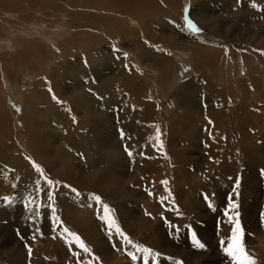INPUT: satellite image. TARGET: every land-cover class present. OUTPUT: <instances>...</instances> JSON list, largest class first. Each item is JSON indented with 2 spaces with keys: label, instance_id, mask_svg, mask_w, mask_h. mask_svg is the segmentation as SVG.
<instances>
[{
  "label": "rangeland",
  "instance_id": "obj_1",
  "mask_svg": "<svg viewBox=\"0 0 264 264\" xmlns=\"http://www.w3.org/2000/svg\"><path fill=\"white\" fill-rule=\"evenodd\" d=\"M150 2L155 4H152L154 9L162 6L168 9L162 11L161 15L149 12L141 18L113 12V16L117 15L120 24H116V27L112 24L109 30L104 31L92 30L91 27H95L94 23L100 22L91 17L88 22L92 21L93 24L91 23L88 29L94 34V38H103L105 41L102 40V50L96 48L93 56H88L86 53L83 54L84 46L74 47L81 41L78 30L82 27L83 33L87 31L85 25H74L77 18L83 19L81 15L74 16V13L87 3L88 6L97 7H88V12L99 17L100 15L106 17L109 21V15L112 14L109 11V0H0V57L4 55L16 57L8 70L4 68L0 60V111L8 115V124L11 125L10 133L12 132L13 136H10V141L8 135H5V146L0 151L2 159L12 158L14 153L20 156L19 159H23L22 154L28 151L26 145L35 138V133L31 139L26 135L24 121H21L24 102L19 97L15 98L18 90L21 96L25 97L31 88L41 81L40 83L46 86V92L51 86L53 94H59L53 84L61 76L62 68L69 67L68 62L72 59L83 56L95 65L89 64L92 65L89 82L85 81L81 84L79 82L77 88L68 82L67 85L65 84L67 88L63 91V96L67 101V108L70 109V116L73 115L79 120L90 116L72 100V95L79 94L80 89L86 88L88 92L84 100H98L92 89L101 84L100 71L103 72L104 85H107L112 78L119 82L118 87L109 90L112 98L110 99L111 95L101 98L98 100L100 104L116 101V92L120 90L122 82L126 83V80L130 82L138 97L153 107V117H150L151 122L148 124L151 128L148 133L155 130L153 118L159 123H161L160 119L164 120L161 123L162 128L158 127L162 141L159 151L164 158L160 155L157 161L162 164L163 181L167 183H161L160 187L154 190L150 183L135 185L132 182L130 165L122 168L114 165L111 168L106 162L93 161L94 153H89L88 158L82 156L71 160L61 148L59 138L57 140L56 137V144L52 149L54 155L52 154L51 159H55L57 155L61 157L63 154L60 161L56 159L58 161L56 168L60 169L61 166L70 168L74 163L80 164L84 175L93 177L94 185L101 190L113 189L116 181H122L124 191L121 194L124 196L121 198L124 202L136 201L138 206L135 208L138 211L136 212L134 208L135 213L130 211L126 216L120 217L116 208V194L114 201H110L107 198L109 194L106 196L92 190L81 191V196L89 198V193L100 195L102 202L99 206L95 201H91L94 204L91 210H84L81 205L79 209L70 206L68 196L63 197L64 194H60L62 184L69 182L60 179L55 174L56 170L47 167L45 161L50 159L49 152H47V158L40 152L42 161L35 159L34 168L31 167L36 174V180L44 183L50 191H54L55 198L49 200L50 208L49 205L43 207L40 204L33 211L27 210L29 202L24 203L21 209L19 207L13 213L17 223L5 212L0 214V243L9 241L13 251L9 253L0 248V264L8 263L6 258L9 256L10 259L15 258L20 263L23 261V264H32L29 260L31 256L29 248L34 255L36 240L38 244H45L42 247L44 254L41 258L54 248V257L49 255L47 258H42L40 264H47V262L48 264H144L146 256L148 264H234L224 252L231 238L232 225L228 216L234 215V211L229 210L230 201L238 205L235 211L239 212L243 227L242 242L246 248L245 251L250 254L247 264H264V218L261 217L264 212V173H262L264 170V125L256 122L258 117H255H260L259 114L251 115L249 111L252 109L256 111L259 105L264 106V0H260L261 3L259 0H220L216 3H211L210 0H177L172 4L164 0ZM189 19L200 29L199 32H191L194 26ZM82 22L86 21L82 20ZM158 26L162 28V35L158 32ZM6 30L14 34L15 40H11L12 44L11 41L9 44L7 36L9 34H6ZM23 32L36 33L50 38V41L34 39ZM89 38H86L85 42H88ZM23 45L38 48L37 51L43 56L46 64L41 61L38 65L37 59L30 58L24 51L20 52ZM104 49H107L106 54L103 53L106 51ZM114 49L116 51L113 53ZM115 53L116 68L117 64L119 65L117 72L111 67L106 70L99 69L96 62L104 57L106 63L108 56H114ZM145 53L160 54L162 64L149 62L147 58L143 60ZM95 54L101 55L95 58ZM52 57H55L56 61L65 58L62 63L65 65L58 70L60 72L54 68H52L53 71L50 70L57 63H54L55 60L50 64L47 63ZM55 70L58 73L55 74ZM82 71L83 69L78 67L77 73L80 72L84 76ZM65 75L70 77L67 72ZM195 76L208 89H211L209 93L202 89L203 85L193 83L185 89L180 88ZM43 77L47 79L44 80ZM47 86H49L48 89ZM178 90H181L178 98L173 97L175 92H179ZM36 97L38 96H29L28 99ZM48 97L51 98V96ZM44 100L46 103H41L35 108L49 106L51 111V107L55 108L53 105L57 106L56 101L47 102V97ZM178 104L181 105L185 116H189L188 122H180L178 116L180 110L175 109ZM73 108L75 110H72ZM50 111L46 115H52ZM106 111L99 121L103 124L110 122L115 134L109 145L99 152L102 161L105 156L116 158V149H121L123 153L127 152L126 149L133 141V147H138L135 142L141 137L138 133L125 132L127 120L117 119L116 115H113L116 110L109 111L106 107ZM92 117L96 118L97 115ZM171 119L172 134L166 129V123ZM221 124L223 130H217ZM75 129L82 133L79 126H75ZM33 131L35 132V129ZM121 131L125 134L123 138L120 135ZM58 132L54 130L53 134L57 135ZM87 133L86 128L85 140L89 142L93 137L92 133ZM217 134L220 136L217 137ZM116 137L120 141L117 146ZM34 142L37 144L36 139ZM14 146H17L16 151L12 150ZM175 155L181 159L186 157L187 162H181L179 158H175ZM33 158L29 155L30 160ZM179 168L186 170H184L183 180L180 179L178 182L175 172ZM36 169L38 171L41 169L44 175ZM116 169L122 171V174L116 173ZM48 179L54 182L53 185L47 184ZM57 181L59 184L56 183ZM177 185L179 187L182 185V188H179L177 199L170 202L169 195L172 194L175 197ZM202 193H207L211 198L213 205L211 208ZM36 194L35 190L31 193L28 189L27 198L36 197ZM130 194L133 195L132 198L129 197ZM103 203L109 205V214L105 212V219H110L111 216L121 231L133 242L132 245L126 244L114 230L112 235L115 241L109 240L106 222L99 219L103 215ZM250 205H253L254 213L249 212L248 215ZM97 209L99 211H96ZM53 210L57 219L52 218ZM38 212L40 216H35ZM63 218L70 219V223L65 221L64 227L68 229V232L60 231L59 238L62 241L54 242L50 247L47 243L51 240L50 235L57 231V223L63 221ZM39 219L42 225L36 227L34 236L27 237L21 229L23 224H26V221L35 222ZM15 224H21L20 229L17 228L20 232L15 228ZM188 225H191V231L195 232L197 239L204 245L203 248H196L193 245L191 232L186 227ZM72 233L81 238L80 240L90 249V253H83L78 245L79 239ZM137 248H148L151 251L137 253ZM128 252L135 255L137 259L132 260Z\"/></svg>",
  "mask_w": 264,
  "mask_h": 264
},
{
  "label": "bare ground",
  "instance_id": "obj_2",
  "mask_svg": "<svg viewBox=\"0 0 264 264\" xmlns=\"http://www.w3.org/2000/svg\"><path fill=\"white\" fill-rule=\"evenodd\" d=\"M150 1H152V0H109V2H110V8H109L110 14L112 12V14L109 15V18H108L109 21H107L106 17H102L101 15L99 17L98 15H94V14L88 12L87 10L89 8H97V7L88 6L87 3H85L86 5L79 8V11L75 12L74 16L75 15H81L83 17L82 20H85L86 22H82L81 19L77 18L76 19L77 22H74V25H76V26L85 25L87 31H86V33H83L82 27L80 30H78V33L81 35V41L77 42L74 45V47L76 48V47H79L80 45L84 46L85 48L83 49V54L86 53V55H88V56H90V55L93 56V54L96 52V48L100 50L103 47L102 40H104V39L103 38H96V37L94 38L93 37L94 34H92V32L88 29L90 27V24L91 23L93 24L92 21L88 22V20L91 17L96 19V20H99L98 22H100L98 24L94 23L95 27H91L92 30L104 31L105 29L109 30L111 28L112 24H114L115 27H116V24H120L117 15L113 16V12L121 13V14H128L130 16L134 15L135 17L141 18V17L146 16L149 12H151V14L158 13L161 15L162 11H165L168 9L167 7H163V6L161 8L156 7L157 9L156 8L154 9L153 5H155V4L150 2ZM156 1L158 2L159 0H156ZM164 1H166L169 4H172L173 2L175 3L177 0H164ZM210 1H211V3L212 2L216 3L220 0H210ZM259 2H260V0H259ZM80 6H78V7H80ZM94 19H92V20H94ZM80 20H81V22H80ZM96 20H94V21L96 22ZM261 20H263V19H261ZM202 21H203V19H202ZM85 23L88 24V26ZM69 24H71V23H69ZM157 29H158L159 34L162 35V30H161L162 28L159 27ZM20 32L22 33V31H20ZM23 33L26 34L28 37H31L34 39L38 38L39 40L44 41V42L50 41V38L42 37L40 35H37L36 33H28V32H23ZM110 33L112 34V32H110ZM118 33L121 35L120 31ZM6 34H9V35H7L8 40H9V44H10L11 40H15V38H13L14 34L12 32L6 30ZM86 38H89L88 42H85ZM12 43L13 42L11 41V44ZM24 46L25 45H23V48H21L20 52L24 51L26 54H28V56L30 58L33 57L34 59H37L36 61H37L38 65H40L41 61L43 63L45 62L44 61L45 59L43 58V56L40 55L39 51H37L38 48H35L34 46L31 47L29 45L25 46V47ZM33 47L35 48V51H34ZM104 50H106V51H104L103 53L106 54L107 49H104ZM28 51H31V52H28ZM114 52L115 51L113 50V53ZM113 53H111V54H113ZM100 55L101 54H98V56H97L95 54L94 57L98 58ZM161 57L162 56L160 54H148L147 55V53H145L143 55V60H145L147 58V60L149 62H153L157 65H161L162 64V58ZM15 58L16 57L13 58V57H9L8 55L7 56L4 55V56L0 57V60L4 64V68H6V70H8L9 66L15 62L14 61ZM55 59H56L55 57H52L50 60H48L47 63L50 64ZM115 59H116V53L114 54V56H108V62L105 63V60L103 57V59H100V61L96 62V65L99 67V69L102 68V69L106 70V68L111 67L113 70H115V72H117V70H118L117 68L119 65L117 64V68H116ZM36 61H35V63H36ZM64 61H65V58H61L59 61L55 60L54 63L55 62H57V63H56V65L51 67L50 70L53 71L52 68H54L58 71L61 67H63V65H65V64H62V63H64ZM91 63L95 65L94 62L87 61L82 56V58H80V57H78L77 59L74 58V59H72V61L68 62L69 67L62 68V72L58 71V72H60L61 76L53 84L55 90L58 89V93H59V94L55 95L58 98L56 101L57 106L53 105V107H55V108L51 107V111H50L49 106H45L44 108H39V107L35 108V106H38L41 103H46V101L44 100L45 97H47V102L54 101L52 99V94H53L52 87L50 86V88L52 89V92H49V91L46 92L47 91V90L45 91L46 86H43L40 83L41 81L36 83L33 86V88H31V91L26 94L25 97L21 96L20 90H18V94L15 95V98L19 97L24 102L23 115L21 117V121L22 122L24 121V126L26 127V132H27V134L25 132H24V134L28 135L31 139L33 134L35 133V138L33 139V141L31 143H29L28 145H26V148L28 149V151L25 152V150H24L25 153L22 154V158L25 160L19 159L20 156L17 155L16 153H14V155H13L14 157H12V158L2 159V154L0 153V214H3L2 212H5V214H8L9 216H11V218L14 220L15 223H17V221L13 217V213H15L19 207L21 209L22 208L21 206H23V204L26 202H29L27 205V210H29V211H33L40 204H42L41 206H43V207L49 205V208H50V203H49V199H48V195H47L50 190L48 189V187H46V185L44 183H42L39 180H36L37 179L36 174L33 172L32 167H31L35 164V162H34L35 159H37L38 161H42V158H40L41 156H39L40 152L42 154H44V156L46 158L48 155L47 152H49L50 159L48 161L46 160L45 164L47 165V167H50L51 170H56L55 174H57V176L60 179L65 180V182L66 181L69 182V183L62 184L60 194L63 193L64 194L63 197L68 196L67 199L71 202L70 206L75 207L76 209L77 208L79 209L80 205H81V206H83L82 209L91 210V207H89V204H91L92 206H94V204L91 203L92 200H89V198H87V197L85 198L81 195L76 196L75 193H72L69 188L63 187V185H65V184L76 188L80 193H81V191H84V190H92V191L97 192V193H103V195L109 194V196H107V195L106 196H107L108 200H110V201H114V195L116 194V208L118 209V215H120V217L126 216V214H128L130 211H134V208L136 206H138V203L136 201L131 200V201L127 202L128 201L127 200L126 202H124V200L121 198L124 196L123 194H121V192L124 191V184L120 180L116 181L115 188L107 189V190L106 189L101 190V189H97L96 186L94 185L93 177L90 178V177L84 175L82 165H80V164L74 163L73 166L70 168H65L62 166L60 169L56 168V166L58 165V163H57L58 161L56 159H59V161H60L63 158V154H61V157L57 155L58 157L56 156L55 159H51L52 154L54 155V153H53L54 151L52 149L54 148V146L56 144V140H55L56 137H57V140L59 138L61 148L64 149V151L68 154V156L70 157L71 160H73V158H75V157L81 158L82 156L85 158H88V157H90L89 153H94L93 157H92L93 161L95 160L96 162H99V163L106 162L109 166H111V168L114 165H116V167H121V168L123 166L130 165L132 167L131 168L132 169L131 174L133 175L132 182L135 185H140V184L145 185L146 183H150L151 188L154 190V188L156 189V188L160 187V185L163 181L164 177H163L162 171H161V165L162 164H159L158 163L159 161H157V160H159L160 155L162 158H164V157H163L162 153H160L159 150H157L156 148L153 147V145L156 143V140H155L156 130L158 127H161V123L164 122V120L160 119L161 123H159L158 121H156V119L153 118V120L155 121V125H154L155 130L153 132L148 133L150 131V128H151L148 126V124L151 122L150 117L152 116L153 107H152V105H148V103L143 102L138 97V94L134 91L133 87L130 85V82H127V80H126V83H124V81L122 82V86H121V88H119L120 90L116 92V101L112 100L110 103L108 102V104H100L98 102L99 99L101 100V98L109 97V95H111L110 99L112 98V94L109 90L115 89L116 87H118L117 84H119L118 81H116L112 78V80L109 81V83L107 85H104V83H103L104 79L102 78L103 72L101 73V71H100L99 72L100 73V79L102 81L101 80H99V81L101 82L102 85L99 83L100 84L99 86H95L96 88L94 87V89H92L95 92V97L99 98L98 100H95V99L92 100L91 98H90L91 100H89V99L84 100L85 94L88 92V90H86V88H84L83 90L80 89V93L75 94L76 96L72 95V100L77 102L79 104V106L84 111H86V114H88L90 116H87V117L82 118L80 120L75 119L73 115L70 116V112H69L70 109H68L66 106L67 101L65 99V96H63L64 95L63 91H66L67 82L70 83L73 87L76 86L75 88L78 87L77 85L79 82H80V84L85 83V81L89 82V80L91 79L90 71L92 70V67H91L92 65L90 66L89 64H91ZM32 64L34 65V63H32ZM44 64H46V63H44ZM78 67H81L83 69L82 73H84L83 74L84 76H82L80 72L77 73ZM36 68H38L37 65H36ZM17 69H18V67H17ZM56 70H55V74L58 73ZM110 70H108V71H110ZM15 71H17V70H15ZM66 72L68 74H70L69 78L65 75ZM158 72H159V70H158ZM43 78H44V80L47 79V77H43ZM42 81H43V79H42ZM191 83L198 84L200 86L203 85L202 89L205 90V92L209 93L211 90L210 88H209L210 89L209 90L208 87L204 83L199 81L196 76H195V78L191 77L189 79V81L186 82L184 86H180V88L185 89ZM84 86H85V84H84ZM48 87L49 86H47V89H48ZM198 90H200V89H198ZM180 92H181V90L179 92H175L173 94V97L178 98V96L180 95L179 94ZM29 96H38V97L29 100L28 99ZM48 96H51V98ZM69 97H71V96H69ZM218 103H220V102H218ZM214 104H215V101H214ZM106 107H108L109 111H115L116 110L113 113V115H116L117 119L127 120V124L124 128L125 132L134 133V134L138 133V135L141 136V137L137 138V140L135 142L136 146H138V147H133L134 146V141H133L129 144V146L127 148V150L131 151L133 154L131 157H129L127 155V152L123 153L121 151V149L120 150L116 149V158H114L113 156H105L104 161H102L100 159V153L99 152L103 148H105L109 145L112 137L115 134V133H113L114 132L113 131V125L109 124L110 122L103 124L101 121H99L102 118V115L105 114V112H107ZM176 108H178L180 110L179 111L180 115H178L180 118V122L181 123H182V121L188 122L189 116H187V117L185 116V112L181 109V105L178 104V106L175 107V109ZM72 110H75V109L73 108ZM189 110H190V108H189ZM49 111L52 115H49V114L46 115V113H49ZM249 111L251 112V115H256V113L259 114L261 118L259 116H256L255 118L258 117L256 122L264 125V114H263L264 113V106L263 105H259V107L256 109V111L253 109L249 110ZM4 114L5 113L0 111V151H2L3 150L2 148L5 146V142H6L5 135H8V138H10V141H11V137H13L12 132L10 133V131H11L10 126L11 125L8 124V122H9V118L7 117L8 115L6 116V114L5 115ZM190 114H191V112H190ZM192 114H194V113H192ZM94 115H97V117L96 118L92 117ZM97 121H99V122H97ZM171 123H172V119L166 123V129H167V132L172 134L173 132L170 128ZM84 124H87V125H84ZM75 126L76 127L79 126L81 128L82 133H79L78 130L75 129ZM174 126H175V124H174ZM222 126H223L222 124L219 125L217 127V130H223ZM1 127L4 128L5 130H3ZM117 127H118V125H117ZM117 127H116V135H117ZM86 128L88 131L87 134L92 133L91 136L93 137V139L90 140L89 142H87L85 140ZM34 129H35V132L33 131ZM54 130L59 131L57 133V135L53 134ZM176 131H177V128H176ZM216 136L219 137L220 135L217 134ZM35 139H36L37 144L34 142ZM25 141L27 142V140H25ZM159 142L160 141H159V133H158L157 134V143H159ZM118 143L120 144V141H118V138L116 137V146ZM12 150L16 151L17 146H14ZM142 153H143V155H141ZM29 155L33 156L34 158L32 160H30ZM17 156H19V157H17ZM175 158H179L181 160V162L182 161H184L185 163L187 162L186 157H183V159H181V157L176 156ZM123 162H125V163H123ZM33 168H34V166H33ZM177 170L178 169H176L175 173L177 175L176 177H178V182H179L180 179L183 180V178H184L183 174H185L184 170H186V169L185 168L184 169L179 168V170L178 171ZM116 173L122 174V171H120V170L118 171L116 169ZM157 176L159 178H157ZM37 181H39L40 183L37 184ZM163 187H165V186H163ZM180 187L182 188V185ZM180 187L177 185V187L175 188V191H176V194H174L175 197H173L172 194H171V196L169 195L170 202H173V199H175V198L177 199V195H178L177 193H179ZM28 189L30 190L31 193H32V191L35 190L37 193L36 197L28 199L27 198ZM70 195H71V197H69ZM150 195H152V194L150 193ZM164 195H163V197H164ZM129 197L132 198L133 195L130 194ZM5 198H7V199H5ZM35 198H37L39 201L38 202L35 201L36 200ZM164 201H165V199H164ZM168 202L169 201H167V203ZM253 202H255V201H253ZM249 208L250 209H248V215H249V212L251 214L254 213L253 205H250ZM135 210H136V208H135ZM96 211H99V210L97 209ZM137 211L138 210H136V212ZM151 211H152V209H151ZM134 213H135V211H134ZM36 215L37 214H35V216ZM66 215H65V217H66ZM37 216H40V214ZM130 216H132V215H130ZM67 217H68V215H67ZM261 217L264 218V215ZM45 220H47V217H45ZM69 220L70 219H68V218H63V221L61 220L60 222L57 223V226H58L57 231L52 232V234L50 235V238H49L51 240L48 239L49 240L48 242L45 241L48 244H50L49 245L50 247L52 246L51 244H53L54 242L59 243L62 241L59 238V234L61 233L60 231L64 232L63 229L66 226L65 221L70 223ZM40 221H41V219H39V221L36 220L35 222L32 220L30 222L26 221V224H23V227L21 229H22V231H24L27 234V237H29L31 235L34 236L36 227H38L42 223ZM71 224L73 225V223H71ZM20 225L15 224L14 226L16 229L17 228L20 229L19 228ZM27 229H28V231H27ZM208 229H210V227ZM18 232H20V231L18 230ZM261 232H263V231H261ZM39 238H41V237H39ZM51 241H53V242L51 243ZM261 242H263V241L261 240ZM34 245H35V253H34V255H32V253L30 254L31 255V256H29V260H31L30 263L40 264V262L42 261V258H47V256H49V255H50L49 257H54V255H55L54 254V248L53 249L51 248L52 251L50 250L48 253L46 252L44 257L41 258V256H43V254H44L43 253L44 250L42 247L45 246V244L44 243L38 244V242L36 240ZM49 246H47V247H49ZM0 248L6 252H9V253L13 252L9 241H6V240L4 242L0 243ZM250 249H252V248H250ZM258 251L259 250H257V252ZM255 254H256V252H255ZM263 254H264V252H263ZM248 255H250V254H248ZM258 255H259V253H258ZM32 258H33V261H32ZM6 260L9 262L4 263V264H23V261H22V263H20L15 258H14V260L10 259V256L7 257ZM48 263L49 262H47V264Z\"/></svg>",
  "mask_w": 264,
  "mask_h": 264
},
{
  "label": "snow or ice",
  "instance_id": "obj_3",
  "mask_svg": "<svg viewBox=\"0 0 264 264\" xmlns=\"http://www.w3.org/2000/svg\"><path fill=\"white\" fill-rule=\"evenodd\" d=\"M189 21L191 22V25L194 26V28L192 29L191 32L192 33L199 32L200 29L196 26V24H194L190 19H189ZM114 51H116V49H114ZM125 56H127V54H125ZM48 91L52 92V89L49 88ZM52 99L54 101H57L58 98L53 94ZM158 133H159V141H160L159 143H157V134ZM120 135L123 138L125 134L121 131ZM155 140H156V143L153 145V147L156 148L157 150H160V148L162 147V141L160 140L159 128H157V130H156ZM126 151H127V155L129 157H131L133 155L131 151H128L127 149H126ZM141 155H143V153ZM36 171L40 172L41 175H44V173L42 172L41 169H39V171L36 169ZM262 173H264V170H262ZM39 183L40 182L37 181V184H39ZM53 183L54 182L52 180H50V179L47 180V184L49 186L53 185ZM56 183L59 184V181H57ZM162 183H166V181H162ZM237 183H238V181H237ZM63 187L69 188L70 191L72 193H75L76 196L81 195V193L76 188L71 187L70 185L65 184V185H63ZM47 195H48L49 200H54V198H55V192L54 191H49ZM202 195L204 196L205 201L208 202V206L211 208L213 206L211 203V198L208 196L207 193H202ZM88 196H89V200L95 201L98 206L101 204L102 198L100 195L89 193ZM213 196H214V194H213ZM5 199H7V198H5ZM91 206L92 205L89 204V207H91ZM237 207H238V205L236 203L230 201L229 210L234 211V215L228 216V220H229L230 224L232 225L231 226V238H230V242L227 244V247L224 248V252L227 254L228 257H230L232 259L234 264H247V262L250 260V257L248 255V253L245 251V247H244L243 242H242V237H243L244 233H243L242 225H241V222L239 219V212L235 211L237 209ZM102 209H103V215H101L99 217V219L103 222H106L107 228L109 230V232H108L109 240L111 241L112 232L114 230L115 234L118 235L119 237H121L126 244L132 245L133 242L128 238L127 235H125L121 231V228L116 224V221L113 218H111L110 215H109L110 219H105V212H107L109 214V205L107 203H103ZM37 215H39V212L37 213ZM262 215H264V213H262ZM53 219H57V217H55V211L54 210H53ZM186 227L191 232V239H192L193 245L196 248H203L204 245L197 239L195 232L191 231V225H188ZM63 230H64V232H68L67 228H64ZM72 234L79 239L80 244H78V245H79V248L82 249L83 253H85V254L90 253V249L85 246V244L80 240V237L77 236L75 233H72ZM150 251L151 250L148 248H137V252L148 253ZM29 254H31L30 248H29ZM128 255L131 256L132 260L137 259V257L135 255H133L131 252H128ZM144 264H148L147 256L144 258Z\"/></svg>",
  "mask_w": 264,
  "mask_h": 264
},
{
  "label": "crops",
  "instance_id": "obj_4",
  "mask_svg": "<svg viewBox=\"0 0 264 264\" xmlns=\"http://www.w3.org/2000/svg\"><path fill=\"white\" fill-rule=\"evenodd\" d=\"M112 241H115V238H114V236L112 237Z\"/></svg>",
  "mask_w": 264,
  "mask_h": 264
}]
</instances>
